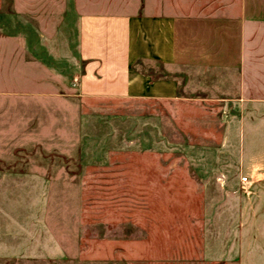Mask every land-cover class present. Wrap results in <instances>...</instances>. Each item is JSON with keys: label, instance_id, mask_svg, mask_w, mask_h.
<instances>
[{"label": "rangeland", "instance_id": "1", "mask_svg": "<svg viewBox=\"0 0 264 264\" xmlns=\"http://www.w3.org/2000/svg\"><path fill=\"white\" fill-rule=\"evenodd\" d=\"M221 2L0 0V264H264V45L166 70L191 99L78 93L79 14Z\"/></svg>", "mask_w": 264, "mask_h": 264}, {"label": "crops", "instance_id": "2", "mask_svg": "<svg viewBox=\"0 0 264 264\" xmlns=\"http://www.w3.org/2000/svg\"><path fill=\"white\" fill-rule=\"evenodd\" d=\"M221 4L206 11L183 4L177 12L162 15L79 14V95L191 99L182 94L188 87L182 84V74L171 76L166 70H244L248 56L264 45V0H222ZM261 79L253 73L243 74L241 83L235 84L236 94L245 101H263L244 91L251 87L254 94L258 88L262 90Z\"/></svg>", "mask_w": 264, "mask_h": 264}, {"label": "built area", "instance_id": "3", "mask_svg": "<svg viewBox=\"0 0 264 264\" xmlns=\"http://www.w3.org/2000/svg\"><path fill=\"white\" fill-rule=\"evenodd\" d=\"M246 179H247V178H246V177H244V178H242V181H246Z\"/></svg>", "mask_w": 264, "mask_h": 264}]
</instances>
